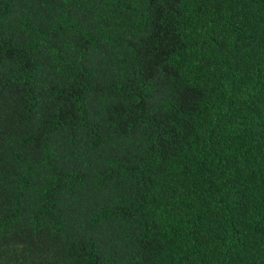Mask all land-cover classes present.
Segmentation results:
<instances>
[{"label": "trees", "instance_id": "obj_1", "mask_svg": "<svg viewBox=\"0 0 264 264\" xmlns=\"http://www.w3.org/2000/svg\"><path fill=\"white\" fill-rule=\"evenodd\" d=\"M0 264H264V0H0Z\"/></svg>", "mask_w": 264, "mask_h": 264}]
</instances>
